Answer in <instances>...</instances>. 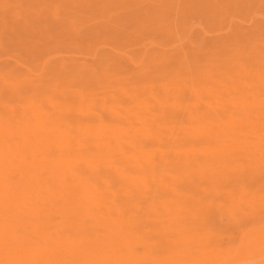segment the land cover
Returning a JSON list of instances; mask_svg holds the SVG:
<instances>
[{
    "label": "bare ground",
    "instance_id": "6f19581e",
    "mask_svg": "<svg viewBox=\"0 0 264 264\" xmlns=\"http://www.w3.org/2000/svg\"><path fill=\"white\" fill-rule=\"evenodd\" d=\"M90 6L0 37V264H264V0Z\"/></svg>",
    "mask_w": 264,
    "mask_h": 264
},
{
    "label": "rangeland",
    "instance_id": "374dc122",
    "mask_svg": "<svg viewBox=\"0 0 264 264\" xmlns=\"http://www.w3.org/2000/svg\"><path fill=\"white\" fill-rule=\"evenodd\" d=\"M17 2L20 3L18 4ZM0 3V37L10 39V43H14L15 39L19 38L25 39L27 43H43V38L41 40L40 37L45 31H47L48 35L58 36V33H61V29H58L59 25L55 20V16L52 12L53 9L60 10L62 15L69 14L70 16L78 17H86L94 11L90 6L92 0H0ZM29 11H31V13ZM29 19L30 21H28ZM19 24H21V26ZM241 28L245 31L250 29L251 25L249 23H243ZM16 31H18V35ZM227 35H229V31H226V36Z\"/></svg>",
    "mask_w": 264,
    "mask_h": 264
}]
</instances>
